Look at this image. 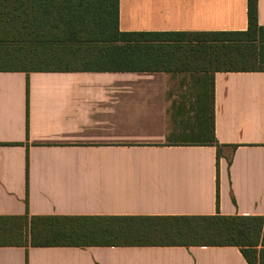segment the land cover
Listing matches in <instances>:
<instances>
[{"label":"crops","instance_id":"crops-1","mask_svg":"<svg viewBox=\"0 0 264 264\" xmlns=\"http://www.w3.org/2000/svg\"><path fill=\"white\" fill-rule=\"evenodd\" d=\"M246 27L247 0H118L121 32ZM211 100L217 145L170 141L209 129ZM216 213L264 217V72H0V216ZM0 264L248 263L236 246L0 245Z\"/></svg>","mask_w":264,"mask_h":264},{"label":"trees","instance_id":"trees-1","mask_svg":"<svg viewBox=\"0 0 264 264\" xmlns=\"http://www.w3.org/2000/svg\"><path fill=\"white\" fill-rule=\"evenodd\" d=\"M264 72V27L247 0L243 31L121 32L118 0H0V72ZM210 125L206 140L217 145ZM218 149V146H216ZM0 245L236 246L264 264V217L0 216Z\"/></svg>","mask_w":264,"mask_h":264},{"label":"rangeland","instance_id":"rangeland-1","mask_svg":"<svg viewBox=\"0 0 264 264\" xmlns=\"http://www.w3.org/2000/svg\"><path fill=\"white\" fill-rule=\"evenodd\" d=\"M194 120L198 122V118L197 116L195 117V119L193 118V116H181V122L179 124V126H185L187 128V125L190 124V122ZM197 122H195L196 124H194L193 126L195 127V125H197ZM192 126V127H193ZM208 130L206 129L205 132H197L196 131H178V132H172V135H170V141H203L206 140L207 135H208Z\"/></svg>","mask_w":264,"mask_h":264}]
</instances>
